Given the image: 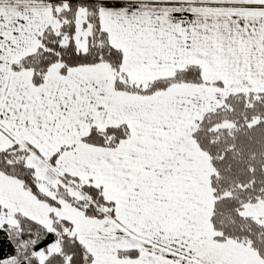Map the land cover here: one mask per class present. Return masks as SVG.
Returning a JSON list of instances; mask_svg holds the SVG:
<instances>
[{
	"label": "snow or ice",
	"instance_id": "1",
	"mask_svg": "<svg viewBox=\"0 0 264 264\" xmlns=\"http://www.w3.org/2000/svg\"><path fill=\"white\" fill-rule=\"evenodd\" d=\"M0 264H264V0H0Z\"/></svg>",
	"mask_w": 264,
	"mask_h": 264
}]
</instances>
